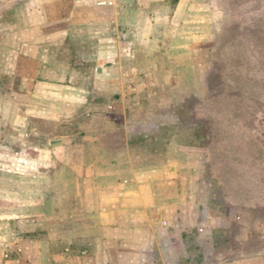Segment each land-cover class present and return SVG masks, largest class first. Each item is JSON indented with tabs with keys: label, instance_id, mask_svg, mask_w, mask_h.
<instances>
[{
	"label": "crops",
	"instance_id": "crops-1",
	"mask_svg": "<svg viewBox=\"0 0 264 264\" xmlns=\"http://www.w3.org/2000/svg\"><path fill=\"white\" fill-rule=\"evenodd\" d=\"M221 12L216 0H0V264H264V245L252 250L253 231L264 227L241 225L236 242L221 223L229 239L207 251L199 238L213 228L197 211L187 217L185 198L168 190L172 176L134 163L124 174L115 163L141 134V115H120L125 146L112 140L114 89L124 103L128 93L178 87L189 64L207 76L203 33ZM81 26L96 38L87 64L73 43Z\"/></svg>",
	"mask_w": 264,
	"mask_h": 264
},
{
	"label": "rangeland",
	"instance_id": "rangeland-1",
	"mask_svg": "<svg viewBox=\"0 0 264 264\" xmlns=\"http://www.w3.org/2000/svg\"><path fill=\"white\" fill-rule=\"evenodd\" d=\"M216 1L222 12L217 17L211 15L203 33L204 37L209 38L211 50V69L207 76L203 78L200 71L189 64L179 69L181 83L178 87L166 84L156 94L149 89L137 92L136 96L128 93L124 103L120 99L121 89L115 88L112 93L114 102L108 105L114 116L110 127L116 129L112 140L123 147L127 136L121 129L124 122H121L120 115H141L138 116L141 123L134 124L135 128L141 124V134L130 136V151L123 150L117 155L115 163L123 164L117 170L128 174L130 169L126 164L134 163L141 165L143 172L157 170L160 178L172 176L175 182L168 190L185 198L183 207L187 217L193 218L197 211L200 223L213 228L199 238L203 239L207 251H217L222 242L228 241V233L217 228L221 223L234 227L235 231L230 235L236 238V242L244 234L241 225L246 223L264 227V94L258 99L240 98L238 95L241 91L238 89L241 87L233 82L229 70V65L236 70L248 68L251 77H254L248 86H263L259 67L264 63V35L247 31L246 38L241 39L236 37L235 27L251 26L254 22L264 24V0ZM129 17L137 22L134 13L131 12ZM225 26L232 29L229 32L223 30ZM110 30H116L114 25H110ZM128 30L126 26L124 31ZM75 34L73 43L80 53L78 59L84 64L90 63L89 51L96 46L94 34L88 30V26L78 27ZM258 42L263 44L258 46ZM53 60L57 63L64 59L55 55ZM123 62L129 64V60ZM214 66L219 79L217 88L209 91L208 78ZM113 73L118 74L116 71ZM81 77L83 81H89L91 74L81 73ZM126 78L133 79L134 76L131 74ZM16 80L20 81V77ZM216 80L214 77L210 81ZM18 92L19 106H23L24 98L21 95L24 94L20 88ZM134 99L140 100V103L133 105ZM185 100L195 106L197 117L205 121L204 131L209 138L204 144L197 139L190 140L195 138L190 133H173L169 127L177 118L179 103ZM99 106L102 111L108 110L104 103ZM87 110L93 109L90 105H82V111ZM58 194L56 188H51V195L56 197L53 201L55 205ZM223 208L225 215L219 211ZM262 233L264 228L253 231L252 243L255 247L252 250L260 251V246L264 245ZM6 234L13 236L11 231ZM17 236L21 237V234ZM191 236V246L195 247L194 261L197 262L200 261L196 247L198 237L196 234ZM49 237L55 241L57 233H49Z\"/></svg>",
	"mask_w": 264,
	"mask_h": 264
},
{
	"label": "trees",
	"instance_id": "trees-1",
	"mask_svg": "<svg viewBox=\"0 0 264 264\" xmlns=\"http://www.w3.org/2000/svg\"><path fill=\"white\" fill-rule=\"evenodd\" d=\"M232 29L231 26H225L223 30L230 31ZM235 29L237 30L236 37H240L241 39L246 38L245 34L247 31L251 33H257V34H262L264 35V24L260 23H253L251 26H236ZM258 46L262 45V42L256 43ZM264 60V55L262 56ZM260 64V63H259ZM229 70L231 72V78L233 82H237L240 85V90L241 93L238 95L240 98H245L249 97V99H258L261 98L264 94V63L262 62L259 70L261 71L262 79L261 81L263 82V86H257L256 84H253L248 86L249 82L254 81V77H251L252 75L250 74V70L248 68H244L241 70H236L233 66L231 67L229 65ZM218 70L214 66L212 71L209 74L208 82L210 86L209 91H214L217 88L218 84ZM247 71V72H246ZM238 76H237V75ZM216 77V81H210L212 78ZM257 81V80H256ZM260 87V88H259ZM259 88V91H256V89ZM263 90V91H262ZM261 93H257L260 92ZM212 93V92H211ZM198 111H196L195 106H191L189 101L185 100L181 104L179 103V107L177 108V118L175 122L172 124V126H169L172 130L173 133L175 132H180V133H190L195 136V138H191L190 140H200L203 144L207 138H209L208 133H205V121L203 118H198ZM177 129V130H176ZM199 141V142H200ZM193 142V141H192ZM191 141L189 142L190 144H193Z\"/></svg>",
	"mask_w": 264,
	"mask_h": 264
}]
</instances>
